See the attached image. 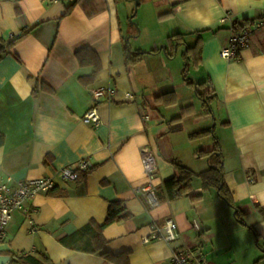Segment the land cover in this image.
Listing matches in <instances>:
<instances>
[{"label":"crops","instance_id":"crops-1","mask_svg":"<svg viewBox=\"0 0 264 264\" xmlns=\"http://www.w3.org/2000/svg\"><path fill=\"white\" fill-rule=\"evenodd\" d=\"M133 1L0 0V41L30 30L0 62V178L12 177L17 183L52 177L82 160L92 166L85 178L60 183L31 202L36 231L25 216L14 213L0 241V256H31L43 264H114L101 254L69 249L61 240L92 221L103 225L110 204L121 202L131 217L103 230L110 253L128 252L130 264H171L174 249L201 244L212 264L209 244L215 248V229L227 239L245 229L238 222L236 226L235 210L216 190L205 192L199 178L192 182V192L202 197L197 202L189 197L170 201L164 189L175 176L173 160L197 174L209 169L198 153L211 150L214 138L192 140L190 135L212 128V122L222 148L224 181L245 212L244 221L260 237L257 244L264 241V28L254 32L239 60L220 56L236 33V23L264 17V0L141 1L137 35L130 22L136 17ZM169 13L171 17L160 19ZM174 34L183 35L186 46L167 48ZM198 36L203 40L200 63L187 68L185 49ZM126 47L160 51L128 65ZM85 48L97 54L102 66L89 86L80 78L91 75L93 68L81 67L77 59ZM174 51L170 59L168 53ZM186 77L198 84L211 82L216 98L207 111ZM37 84L53 93L34 95ZM108 88L115 90L113 99L94 102L92 90ZM171 91L176 105L154 103L156 96ZM94 106L101 119L98 127L83 121ZM187 107L193 111L184 116ZM181 117L179 125L173 122ZM144 148L157 159L154 184L161 205L156 209L134 192L148 184ZM167 219L178 226V242L144 244L150 224Z\"/></svg>","mask_w":264,"mask_h":264},{"label":"trees","instance_id":"trees-1","mask_svg":"<svg viewBox=\"0 0 264 264\" xmlns=\"http://www.w3.org/2000/svg\"><path fill=\"white\" fill-rule=\"evenodd\" d=\"M21 1V0H16ZM75 3L71 5L63 17L68 16ZM19 14V11H18ZM172 16V13L164 14L160 16V19H166ZM261 17L260 19H263ZM258 20V19H257ZM256 20H245L242 23H236L234 26V30L239 32L247 27L253 25ZM30 33L29 31H23L19 36L13 37L8 41L1 40L0 41V62L2 61L3 57L7 54H10V50L16 45L17 42L24 39ZM202 38L198 36L195 44L193 46H187L185 57L189 60L187 68L192 63L194 67H198L200 63V56H201V49H202ZM185 45L184 43V36L180 34L171 35L168 38L166 47L172 49H176L177 46ZM160 50H154L150 53L146 52H132L128 47L125 49V56L126 62L128 65H134L135 63L140 62L142 59L146 57L148 54H153L159 52ZM176 56V52L168 53V57L170 59H174ZM77 59L81 67H91L93 68V72L89 76L81 77L80 82L85 85L89 86L94 83L98 74L100 73L102 66L100 59L98 58L97 54L89 48H85L80 50L77 53ZM186 68V70H187ZM184 70V71H186ZM185 83L195 89L196 95L207 111L212 104V101L216 98L215 90L211 84V82H202L196 83L192 79L186 77ZM40 91H46L53 93V90L47 85H40L37 84L33 90L34 95L39 93ZM154 103L156 105L161 106H174L177 104V98L173 91L158 95L154 98ZM147 104V102H146ZM193 111V107H187L183 109L182 115H187L188 112ZM182 117L174 120L173 122L180 124ZM212 136L214 138V146L211 150H202L199 151L198 156L200 158H204L209 161V169L203 173L197 174L190 169L181 165L178 161L173 160L172 163L175 168V176L166 181L164 183V189L167 195L168 200L174 201L177 199H181L183 197H189L192 201L197 202L202 199L200 195L194 194L192 191V182L194 178H199L203 184V190L205 192L210 190H216L219 197L224 200L232 209L235 210V218L239 221L242 226L249 228L251 231L255 233L256 241L258 242L260 237L257 233L253 230L252 227L248 226L244 223V214L245 212L238 208L234 202L232 193L228 189L225 181H224V159L222 155V148L219 139L215 135V131L213 128L202 130L190 135V139L198 140L203 139L206 137ZM4 141V137L0 134V146ZM91 171L89 169L87 172L82 173L80 176V180L85 178V176ZM130 215L126 212L125 207L121 202H114L111 203L108 209V215L105 223L103 225H99L96 222L92 221L86 226L78 230L71 236L65 237L61 240V243L72 250L90 253V254H101L102 257L111 263L114 264H130L129 262V253H120V254H112L107 249V241L104 239L103 230L116 222H122L130 219ZM7 256L12 258L11 264H43L39 260L34 257H20L12 253H7ZM264 259V257L262 258ZM255 262V264H260L261 260Z\"/></svg>","mask_w":264,"mask_h":264},{"label":"built area","instance_id":"built-area-1","mask_svg":"<svg viewBox=\"0 0 264 264\" xmlns=\"http://www.w3.org/2000/svg\"><path fill=\"white\" fill-rule=\"evenodd\" d=\"M73 0H52L54 4ZM264 28V18L256 20L252 26L236 32L230 45L221 51V58L226 61L239 60L241 52L249 46L254 32ZM115 90L93 89L92 96L96 103L103 99L112 100ZM86 124H93L98 127L101 123L100 115L96 106L92 107L83 117ZM142 165L144 174L148 179V184L144 187L134 189L136 195L143 197L150 208L160 207L161 202L158 196L159 188L154 184V175L157 171V159L155 154L149 149L142 150ZM89 160H82L70 166L62 168L52 177L39 179H27L15 182L12 177L0 178V241L6 238V229L14 213H20L27 218L31 230H37L33 219L36 209L31 202L38 196L51 192L60 183L77 182L82 173L91 169ZM149 235L143 237L144 244L152 242H164L174 244L179 240L178 226L173 219H167L162 223L153 221L149 226ZM196 229L199 230L198 225ZM171 264H210L201 244L195 246L181 245L174 249Z\"/></svg>","mask_w":264,"mask_h":264},{"label":"rangeland","instance_id":"rangeland-1","mask_svg":"<svg viewBox=\"0 0 264 264\" xmlns=\"http://www.w3.org/2000/svg\"><path fill=\"white\" fill-rule=\"evenodd\" d=\"M141 1L145 0H134L132 2V11L136 13V17L132 20L130 19V22L136 27V29H133V31L136 30V35L140 33V28L137 24L136 19H138V12L140 10L139 5L141 4ZM143 13L144 7L141 8V11L139 13L140 19L143 18L141 17V15L144 16ZM189 41L191 42V40ZM189 72L190 75H193L194 69L190 67ZM190 75L189 77H191ZM195 94L196 92H194V95ZM214 125L215 122H212L211 127L213 128ZM234 221L236 222V226H238L237 222L238 224H240L235 217ZM244 223L247 224L246 220L244 221ZM246 228L247 227L239 232H233V235H231L228 239L226 233H221L220 230L215 229V248H212V246L209 244V248L211 247V249L214 250V253L210 255V261L212 262V264H254L256 260L258 261L264 257V241H261L258 245L255 238V233ZM262 263H264V259L261 260L260 264Z\"/></svg>","mask_w":264,"mask_h":264},{"label":"water","instance_id":"water-1","mask_svg":"<svg viewBox=\"0 0 264 264\" xmlns=\"http://www.w3.org/2000/svg\"><path fill=\"white\" fill-rule=\"evenodd\" d=\"M137 11V9H136ZM132 20V19H131ZM166 51V47L163 48ZM186 52V49H185ZM188 59L186 61V65H188ZM209 162V161H208ZM11 262V258L10 257H4V256H0V264H8Z\"/></svg>","mask_w":264,"mask_h":264}]
</instances>
